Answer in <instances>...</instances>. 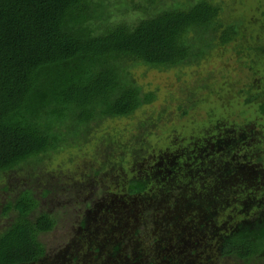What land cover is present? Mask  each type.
Returning <instances> with one entry per match:
<instances>
[{"label":"trees","instance_id":"obj_1","mask_svg":"<svg viewBox=\"0 0 264 264\" xmlns=\"http://www.w3.org/2000/svg\"><path fill=\"white\" fill-rule=\"evenodd\" d=\"M224 4L0 0V173L34 170L95 140L105 121L155 103L136 67L193 69L230 55L207 119L180 105L177 122L162 112L127 142L105 139L111 154L78 187L72 202L84 204L83 216L58 259L43 237L63 208L41 199L66 190L25 186L10 197L0 264H264V167L251 159L264 129V9ZM229 70L247 74L228 79ZM73 162L71 154L64 164Z\"/></svg>","mask_w":264,"mask_h":264},{"label":"rangeland","instance_id":"obj_2","mask_svg":"<svg viewBox=\"0 0 264 264\" xmlns=\"http://www.w3.org/2000/svg\"><path fill=\"white\" fill-rule=\"evenodd\" d=\"M220 1L225 2L224 6L226 9H229V7L234 4L236 6L235 8L241 12H243V10L246 11L248 8H251V12L252 10L255 12L258 6H261L260 8L264 9V0ZM227 54L226 56H230ZM226 56L223 58L214 59L216 64L209 62L203 63L193 69L178 70L175 68L165 69L149 66L136 67L134 71L136 76L141 80L142 84L156 91L157 99L155 103L140 108L132 116L119 117L105 121L103 127H101L100 131L96 134L95 140L88 141L84 144V147H78L72 150L67 149L60 153H54L53 155L48 156L46 160L35 161L31 164L32 167H34V170L33 168H30L25 170L23 169V171H12L10 173L1 172L0 225L1 223H8V221L11 219V216H1L3 205L10 197L14 198L20 189L24 188L25 186H30L38 191V188L43 185L53 184V186H62L64 190H66V192L64 191L63 193L64 195L60 194L62 191L61 189V191L57 192V194H54L53 197H47L44 200L41 199L42 207H54L56 209L60 206L63 208L64 215L61 218L59 228L54 232L45 234L43 237L45 243L47 244L49 253H51L52 260L53 258L58 259L60 253H62L64 250L65 245L69 242V239L73 238L71 236L72 231L78 227L76 224L83 216L84 204H79L76 201L72 202L73 198L79 195L80 190L78 187L85 185L87 180L86 175L88 174L86 172H91L92 167L90 166H98V162L100 160L106 159L105 156L111 154V151L108 152V141L106 142L105 139L114 135H118L121 137L123 136L121 138L123 142H127L131 139L134 133L137 134V132L140 130L139 125L142 119H152L156 116H160L162 112H165V114L162 115L163 119L165 115L167 117H170L171 115L172 118L175 119V122H177V115L181 113V109L179 107L180 105H186L192 108L189 114L191 119H207V117H205L206 111L204 109L206 106H212L210 105V102L212 103L215 101H211V93H215V89L217 88L220 89L219 85L223 80L221 77V71L224 70L223 68L225 65L223 62ZM232 62L235 63L234 61ZM235 66L237 67V64H235ZM232 71L229 70L228 73H226L228 79H234L238 76H241L243 80L247 74L246 71H240L241 73L238 71L236 72L235 70ZM206 98L209 100V103L207 102ZM203 99L204 101L202 102ZM202 104L204 106H202ZM249 109H251V107ZM236 114L237 113H234L231 119L236 117ZM246 116L249 117V119L245 118L247 122L252 123L253 126L257 125L259 118L249 116V114H246ZM184 118L185 117L182 118V122L180 121L181 125L191 121V119ZM170 121L171 119H168V122ZM149 124L154 125V120L150 121ZM154 130L157 134L161 133L160 127L156 126ZM256 135V140L254 139L255 141L253 140V142L260 144L259 146L257 145L253 154H249H251V159L253 161L262 164L264 167V129L263 131L258 130V134ZM103 150L106 151L104 152ZM71 154H73L74 162L71 165L65 166L64 163L67 160L69 161ZM116 154L117 153L114 152L113 155L116 156ZM62 164H64L63 168H59ZM109 168H112V166ZM29 173H31V175ZM262 173H264V170H261V174ZM63 203H66V206H64ZM255 213L259 214L260 212L256 211ZM228 262L229 260L227 258H220L215 260L214 264H228ZM190 264L195 263L192 262ZM229 264L252 263H247L244 261H230Z\"/></svg>","mask_w":264,"mask_h":264}]
</instances>
